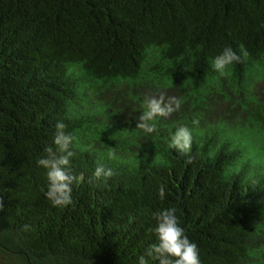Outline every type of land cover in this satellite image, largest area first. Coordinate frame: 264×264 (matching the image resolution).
I'll use <instances>...</instances> for the list:
<instances>
[{
    "label": "trees",
    "instance_id": "obj_1",
    "mask_svg": "<svg viewBox=\"0 0 264 264\" xmlns=\"http://www.w3.org/2000/svg\"><path fill=\"white\" fill-rule=\"evenodd\" d=\"M225 47L247 55L221 75ZM161 94L181 106L145 133ZM57 121L65 208L36 163ZM182 125L187 153L169 147ZM168 207L200 264H264V0H0V264H135Z\"/></svg>",
    "mask_w": 264,
    "mask_h": 264
},
{
    "label": "clouds",
    "instance_id": "obj_2",
    "mask_svg": "<svg viewBox=\"0 0 264 264\" xmlns=\"http://www.w3.org/2000/svg\"><path fill=\"white\" fill-rule=\"evenodd\" d=\"M247 53L242 49L238 54L231 47H225L223 51L216 55L211 61L214 71L224 74L225 68L233 62H240L242 56ZM181 106L180 99L161 94L159 97L151 96L144 100L145 110L139 116L136 127L145 133L151 134L155 131V124L150 123L156 117H166L177 111ZM55 135L53 144L56 146L45 148V156L37 160V165L46 170L47 186L45 197L52 207L65 208L72 204V184L78 180L71 171V158L74 152L71 146L74 137L65 131L66 125L62 121L55 124ZM192 143V133L186 126L177 127L171 133L169 147L178 152L187 153L190 151ZM115 152L109 153V158H113ZM111 168L98 164L93 172L97 180L107 179L113 175ZM160 199L165 197V188L161 185L158 189ZM175 207H168L157 211L155 216V226L151 229L156 242L145 248L144 252L136 258L135 264H200L199 251L197 245L190 241L180 226L176 215Z\"/></svg>",
    "mask_w": 264,
    "mask_h": 264
}]
</instances>
